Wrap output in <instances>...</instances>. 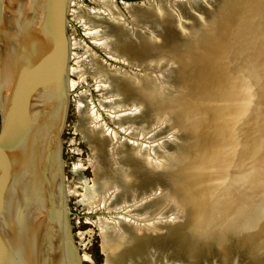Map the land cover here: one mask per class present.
<instances>
[{
    "label": "bare ground",
    "instance_id": "6f19581e",
    "mask_svg": "<svg viewBox=\"0 0 264 264\" xmlns=\"http://www.w3.org/2000/svg\"><path fill=\"white\" fill-rule=\"evenodd\" d=\"M197 1L190 0L195 7L199 6ZM150 2L148 0L138 4H122L123 9L128 13L127 16L113 0H102L98 2L102 8L95 10L94 15L88 18V9L86 14L84 36L86 33L92 45L105 52L116 63V66L108 64L83 44V50L85 47L87 53L83 55L82 50L79 84L80 80L89 79L95 88L99 89L98 106L113 126L111 128L106 121L101 122L103 118L100 119L99 117L102 116L96 114L95 105L92 106L93 103L91 105L86 97L87 93L81 94L80 101L77 100L76 117L79 122L78 129L89 149V162L93 176L91 183H85L82 197L88 203L89 213L98 210H104V212L108 210L107 212L113 213L111 217H101L93 222L101 238L106 264H165L168 257L175 255H183L192 262L191 264H197V257L200 256H197L199 249L197 248V230L200 228L203 230V226L209 225L206 231L213 232V229L219 226L212 220L209 222L197 214L196 209L205 201L207 207L214 212L220 210L218 216L220 218L226 215L233 216L239 211L238 206L244 205L243 211L250 216V218L247 217L248 220L246 219L248 224L242 222L244 216L243 219L241 218V223L247 226L246 230L248 228L250 230H247L249 235L245 236V241L247 237L252 242V246L247 249L250 256L249 262L251 261L249 264L255 261L264 264V204L261 198H258L260 193L256 194L254 187L251 188L252 190L247 189L248 196L245 195V189L242 190L245 198H232V205L236 207L229 211L227 200L219 197L218 193L213 191V187L197 183V172L200 171V167L209 166V159L204 156L198 166L197 158L188 157L185 162L192 166L194 177L187 172L183 164L178 165L174 171L168 172L169 175L175 172L173 174L175 181L189 190V194L185 195L179 187H175L178 192H181L182 199L189 202L191 209L186 224H179V222L176 224L175 221H180L181 216L180 218L172 217L170 221L167 219L169 215L181 214L180 201L163 185L155 189L152 174V163L155 158L152 153L154 146L151 143L163 139L168 135L166 132L171 131L172 128L176 130L174 125L168 126L171 128L159 129L160 121L165 119H162L163 115H158L159 110H155V102H160V98L153 93L152 89L154 84L159 85L160 80L153 75V72L156 70L163 72L161 70L167 65H158V58L153 57L156 51L187 54V57L181 56V62L185 65V74L182 77L186 87L182 89L184 93L178 95V100L182 104L181 106L177 104L173 108L174 113L185 121L188 118L196 119L197 117L191 116L193 114H202L201 119H209L203 123L209 132L218 127L217 119H224L226 123L231 115L232 118L239 119L236 127L239 124L242 125L239 126L241 130L235 132L231 139H224L226 144L223 162H227L230 171L242 179V183L245 171L250 170L252 166L253 170L258 169L259 165H254L257 153L249 164L244 162L243 153L248 140L244 135L247 132L244 125L248 119L244 118L243 105L249 93L253 95L250 100L257 120L259 110L264 108L261 106V93L264 88V43L257 42L255 45L253 43L247 50L250 36L243 39L241 35L247 28L245 25L247 20L255 13L254 2L238 0L239 4L233 6V11H230L231 6L226 8L229 13L227 23L220 26V30H217V24L213 23L208 31L195 24L196 29L184 39L176 36L177 32L170 28L167 21L170 17L168 12L171 9L176 13L177 23L181 20L179 11L184 16H190L184 5L177 3L175 7L169 2L164 4L166 1L162 0L161 7L158 2L157 5L150 6ZM154 34L160 37V42L157 40L154 42ZM198 40H202V43H198ZM126 68H132L136 72ZM192 71L198 73L194 84L190 77ZM164 77L162 75V78ZM162 78L161 81H163ZM176 83L178 86L183 85L181 77L176 79ZM161 85L163 86L160 83L159 87ZM199 88L205 89L206 92H200ZM197 93L208 101L211 113L206 114L207 112L199 108L197 98H193V95ZM168 97L173 100L172 103L177 100V96L173 94H169ZM3 107L0 62V110ZM225 110H228L227 114H224ZM156 130L160 131L156 132ZM210 136L211 143L216 144L213 139L217 137ZM260 136L261 133L253 137L255 142L260 139ZM167 144L166 141L160 143L157 157H165V154L160 153L159 150ZM235 164L238 165L236 169L233 168ZM6 171L8 180V164H6ZM249 176H251L249 179L259 180L257 174ZM209 182L211 183V180ZM5 186L6 184L0 185V200ZM158 190H161V196L154 198L153 195ZM169 203L172 206L167 209ZM123 211H125L124 214ZM255 214L262 217V227L258 230L250 229L257 222ZM164 217L167 219L163 221ZM173 219L174 222H172ZM234 236L231 240L226 236L232 243L229 245V250L238 244L237 237ZM242 242L244 243L243 240ZM255 248L258 249L256 252H254ZM75 251L72 247V264H79Z\"/></svg>",
    "mask_w": 264,
    "mask_h": 264
},
{
    "label": "water",
    "instance_id": "95a60500",
    "mask_svg": "<svg viewBox=\"0 0 264 264\" xmlns=\"http://www.w3.org/2000/svg\"><path fill=\"white\" fill-rule=\"evenodd\" d=\"M252 1L255 13L241 34L250 36L247 50L264 43V0ZM87 4L2 0L1 6L0 0V185L6 184L0 200V264H72L76 106ZM236 4L221 0L220 6L233 11ZM250 98L252 93L243 105L244 162L257 153L259 167L245 171L243 183L245 195L254 187L264 204V108L257 120ZM261 98L264 107V88ZM229 119L236 126V118ZM256 174L258 182L249 179Z\"/></svg>",
    "mask_w": 264,
    "mask_h": 264
},
{
    "label": "rangeland",
    "instance_id": "374dc122",
    "mask_svg": "<svg viewBox=\"0 0 264 264\" xmlns=\"http://www.w3.org/2000/svg\"><path fill=\"white\" fill-rule=\"evenodd\" d=\"M113 1L115 5H117L118 8H120L124 12V14L128 16L127 11L123 9L124 5L122 4L125 3L138 4L148 0H113ZM165 1L166 2H164V4L169 2V4L175 7L177 6L176 5L177 3L184 5V8H186L185 10L187 11V13H190V16H184L179 11V17H181V20L179 23H177L176 13H174L172 9L168 12L170 15L169 19L167 20L169 21L168 24L170 25V28L172 27L177 32L176 36H180V38L184 39V37H188L189 35H191L194 29H196L195 24H197V26L200 25L199 28L208 31L212 28V27L209 28L212 23L214 25L217 24V28H216L217 30H220L221 28L220 26H223L225 23H227L226 20L228 19L227 15L229 13L226 7L220 6L221 0H198L197 1L199 5L198 7L193 6L190 0L188 2L187 0H169V1L165 0ZM98 2L100 3L102 2V0H88L87 18L91 15H94L95 10L102 8V5H99ZM149 2L151 3L150 6L155 4L157 5L159 3L158 5L159 6L161 5L162 7V4H160L162 0H149ZM171 16L172 17L175 16V17L172 18ZM153 40L154 42H156V40L160 42L161 39L159 36H157V34H154ZM202 40H198L197 42L202 43ZM83 44L84 46L89 47L102 60L106 61L108 64L112 66H116L115 65L116 63L113 60H111L105 52L100 51L99 49H97L95 46L92 45V41L88 39L86 33L84 36ZM85 53H87V51L84 47L83 55ZM181 56L187 57V54L184 52L180 54L175 51L170 53L156 51L154 53L153 56L154 59L158 58L159 60L158 65L165 64L167 66H164L165 69L163 68V70H161L163 72H159L158 70L153 72V75L156 76L158 80H160L159 85L161 83L163 84V86L161 85L159 87V85L157 86L156 84H154L152 89L153 93L158 98H160V102H155V110H159L160 114L158 115L159 116L163 115L162 119H165L160 121L159 129L160 130L161 128L165 129L170 125L176 126V130L175 128L174 130L172 128L171 131L166 132L168 134L166 135L167 137L164 136L163 139L161 140L159 139L156 142L151 143V145L154 146V151L152 153L154 154L153 156L155 158L154 159L155 162L153 160L152 163V174L154 175L153 186L156 189L158 186L163 185L165 186L166 189L171 190L173 194L179 199L181 205V209H180L181 214L177 213L174 216L169 215L168 219L167 217H164L165 219L163 218V221L166 219L170 221L172 217L180 218L181 216L180 221H175L176 224L177 222H179V224H186V221L188 220V214L191 209L189 202L188 201L186 202L182 199L181 192H178L175 187H179L185 195L189 194V190L183 188V186H181L178 182L175 181V179L173 178V174L175 172H173V174L170 175L168 174V172L174 171V169H176L178 165L183 164V167L187 169V172H189L192 175V177H194L195 174L193 172L192 166L186 164L185 162L186 158L188 157H193L192 159L197 158L198 166L199 163H201V161L204 159V156H206L209 159L210 162L209 166L200 167L201 168L200 171L197 172V183L203 186L213 187L214 189L213 191L215 193L217 192L219 197H223L227 200L228 203L227 206L229 207V211L231 209L233 210L234 207H236L232 205V198L235 197H239L240 199L245 198L244 192L242 191L243 189H245L244 183H242V179L236 177L233 174V172L230 171V167H228L227 162L226 163L223 162V157L225 154L224 147L226 144L224 139H231L235 132H239V130H241L239 128L240 124L239 126L236 127L235 125L232 124V120L230 119H227L228 123H226L224 119H217L218 127L209 132L205 129V126L203 124L205 123L206 120L208 121L209 119H201L202 114H198V115L193 114L191 116L197 117L196 119L188 118L185 121L183 119H180L176 115V113H174L173 108L177 104L180 106L182 104L180 103V100H178L179 98L178 95H182L184 93L182 89L184 90V88L186 87L183 78L185 74V69H184L185 65L184 63L181 62V58H182ZM185 59L187 60V58ZM127 70L136 72L132 68H128ZM162 75L165 77L162 78ZM197 75L198 73L196 71H192L190 77L193 79V84H194V80H196L197 78ZM178 77H181V81L183 84L181 86L180 85L178 86L176 83V79H178ZM161 78L163 81H161ZM88 80L89 79H86V81L80 80V84L78 87V96H77L78 102L81 99V94L86 92L87 93L86 97L89 99L91 105L92 103H93L92 106L95 105L94 110L97 111L96 114L102 116L99 117L100 119L103 118L101 122L106 121L107 125L113 128V126L110 124V120L108 119V117H106L104 111H102L98 106L97 101L98 99H100V92H98L99 89H96L93 83L90 80L89 81ZM199 91L206 92V90L202 88L201 89L199 88ZM199 93H197V95L194 94L193 98H197V102L200 106L199 107L200 109H202L204 112H207L206 114L211 113L209 111L210 109H209L208 101ZM169 94L170 95L173 94V96H177L176 97L177 100L175 99L176 101L172 103L173 100H171L168 97ZM227 112L228 110H225L224 114H227ZM237 120L239 119H235L234 123H237ZM76 123H77V131L75 133V160H74L75 171H74V187H73L74 194H73V215H72V247H74V250H76L75 252L77 253L76 255L79 258L78 260L79 264H106L105 253L102 250L101 238L99 236L98 229L93 224V222L98 221V219L101 217H111L113 213L107 212L108 210H105V212L104 210H98L93 213H89L88 203H86V201L82 197L85 191L84 190L85 183L88 184L91 183L93 176H92V167H90V162H89V149L87 148V144L84 142L82 134L78 129L79 122L77 117H76ZM222 129L224 130L223 132ZM160 130H156V132ZM210 135H214L217 137V139H213V141L216 144L211 143ZM162 141H166L168 142V144L165 145L164 147H160L161 149L159 150V152L165 154V157L160 158L157 157V155H158L159 146H161L160 143ZM222 164L225 167H223ZM213 177H215V179ZM210 180L211 183L209 182ZM209 183L214 185H210ZM160 192L161 190H158L157 193L155 192V194L153 195L154 198L160 197L161 196ZM220 193L222 194V196ZM171 206H172L171 203H169L167 209H169V207ZM243 206H244L243 204L242 206L239 205L237 208L239 211H237L233 216L226 215L223 218L222 216L221 218L218 217L220 215L219 214L220 210H218L219 212H214V210L207 207L206 201L201 205V207H198L196 209L197 214L201 215L200 217H203L209 222L210 220H212L215 223V225H219L213 229V232L210 230L206 231L207 226L209 225L203 226L202 227L203 230L201 228L200 230H197L198 232L197 248L201 249V250L198 249L199 251L197 250L198 253L197 256L200 255L199 256L200 259H198L199 257H197V264H247V263L249 264L251 262V261L249 262L248 257L250 256L247 253V248L245 247V244L247 245L249 243H252L251 239H248L247 237L245 241V236L246 234L249 235L250 230L248 228L247 230L249 231H247L246 230L247 226L244 225V224H248L247 217L250 218V216L246 211H243V209H245ZM122 213L124 214L125 211H123ZM235 215H237V217ZM254 216L257 215L255 214ZM236 218L239 220H237ZM241 218L243 219V221ZM258 218L261 221L258 220ZM230 219H232V221ZM241 221L245 223L243 224L241 223ZM255 221L257 222H255L251 226L252 228L250 229L258 230L262 227L261 215L257 216ZM157 222H155V224ZM172 222H174V219ZM226 236H228L230 240L232 239V236L237 237L238 244L235 246V248L231 247V249L229 250V245L232 243ZM242 240L244 241V243L242 242ZM257 250L258 249L255 248L254 252H256ZM186 256H188L187 253ZM191 263L192 262L187 260L183 255H175L168 257L167 262L165 264H191ZM252 264H260V262L255 261L252 262Z\"/></svg>",
    "mask_w": 264,
    "mask_h": 264
}]
</instances>
